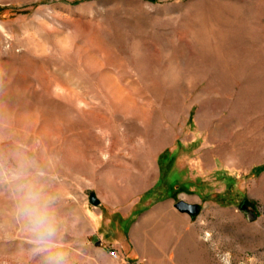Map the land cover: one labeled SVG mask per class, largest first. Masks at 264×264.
I'll list each match as a JSON object with an SVG mask.
<instances>
[{"label":"rangeland","instance_id":"374dc122","mask_svg":"<svg viewBox=\"0 0 264 264\" xmlns=\"http://www.w3.org/2000/svg\"><path fill=\"white\" fill-rule=\"evenodd\" d=\"M174 172L188 263L264 264V0H0V264H161L141 199Z\"/></svg>","mask_w":264,"mask_h":264},{"label":"crops","instance_id":"0c3cea01","mask_svg":"<svg viewBox=\"0 0 264 264\" xmlns=\"http://www.w3.org/2000/svg\"><path fill=\"white\" fill-rule=\"evenodd\" d=\"M173 175V180L170 181L168 188L164 190V194L160 196V198H157L159 197L157 195L159 191L155 189L147 190V192L142 195V224L144 228L147 229L149 227H154L155 235L157 236L156 249L154 251H149V253L145 252L143 256L146 259H151V257H153L152 254H154L155 258L163 261L161 264H173V260L180 261V264H186L187 261V264H189L188 262L197 258L190 253L196 251V249H202L204 245L203 240L205 239L201 237L202 229L197 225V216L191 219L187 213L179 212L174 207L177 200H184L194 204H196V201L188 197L182 199L174 197L177 188L184 187L186 189L188 185L182 177H180V172H174ZM156 188H158V186ZM148 200L152 202L144 206L145 201L147 202ZM100 204L99 200V205ZM141 208L140 205H138L134 209L130 208L129 211L137 212ZM204 233H207L206 230H204Z\"/></svg>","mask_w":264,"mask_h":264},{"label":"clouds","instance_id":"9594fccd","mask_svg":"<svg viewBox=\"0 0 264 264\" xmlns=\"http://www.w3.org/2000/svg\"><path fill=\"white\" fill-rule=\"evenodd\" d=\"M21 214L29 220L33 232L39 237L51 235L53 224L49 216L47 203L37 191H29L23 198Z\"/></svg>","mask_w":264,"mask_h":264},{"label":"water","instance_id":"95a60500","mask_svg":"<svg viewBox=\"0 0 264 264\" xmlns=\"http://www.w3.org/2000/svg\"><path fill=\"white\" fill-rule=\"evenodd\" d=\"M87 200L89 202L90 205L96 207L99 205V199L97 198L96 194L94 191H89L88 195H87ZM174 207L182 213H187L189 215V217L191 219H194L197 214H198V207L196 204L194 203H188L184 200H177L174 204ZM241 210L244 211L245 210V206L242 205L241 206ZM257 217L256 214L252 213V212H248L247 213V218L249 220H254Z\"/></svg>","mask_w":264,"mask_h":264},{"label":"built area","instance_id":"2783aa9c","mask_svg":"<svg viewBox=\"0 0 264 264\" xmlns=\"http://www.w3.org/2000/svg\"><path fill=\"white\" fill-rule=\"evenodd\" d=\"M110 253H111V255H112L113 257H116V256H117V254L115 253V251H111Z\"/></svg>","mask_w":264,"mask_h":264}]
</instances>
